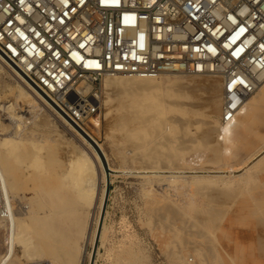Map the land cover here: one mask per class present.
I'll list each match as a JSON object with an SVG mask.
<instances>
[{"label": "bare ground", "instance_id": "6f19581e", "mask_svg": "<svg viewBox=\"0 0 264 264\" xmlns=\"http://www.w3.org/2000/svg\"><path fill=\"white\" fill-rule=\"evenodd\" d=\"M8 73H12L22 83L19 77L11 70L7 71V66L0 61V79ZM173 74L177 73H165L155 79L108 76L101 80L100 87L102 84L105 91L103 93L118 100V110L114 116L112 115V126L120 134L119 141L124 144L125 148L130 147L127 151L124 149L125 152H123L121 146L116 144L117 147H120L115 150L116 154L120 155L122 163L127 165L126 168L129 164L130 166L139 165L138 172L130 167L129 169L132 171H112L110 173H135L142 178L144 186L149 187L147 193L143 195L148 198L145 203L147 215L149 217L156 215L160 219L166 218L171 225L181 230L184 229L187 234L184 236L186 238L184 241L182 240L183 242L192 244L202 238V241L205 240V246L201 245L199 241L194 247L204 250L206 253L226 250L233 251V253L253 251L256 248L254 244L246 245L247 243L234 242L224 246V250H222V246L215 244L217 238L214 233L220 228V223L226 219V213L229 212L251 217V219L252 217L259 218L264 229V132H255L250 127V123L255 122L254 119L264 120V105L256 103L251 105L247 100L252 96L259 100L264 98V76L259 77L256 89L245 98L231 122L222 126V129L220 127L218 129L216 123L212 122V125L204 123L200 132L201 137H199L203 142H201V147L208 148L211 154L218 159H211V162L216 161L218 166L223 163L222 166L214 168L215 170H210L211 168L204 170L198 166L194 167L192 164L190 166V162L197 160L196 156L195 159L191 157L194 159L193 161H187L190 148H193V146H189L193 136L188 132V126L193 123V120H189L191 117L187 116L189 117L187 119L176 117L174 118L176 120H172L176 121L178 126L170 124L163 128L165 121L161 117L166 105L183 109L188 115L194 114L195 111L192 104L184 102L187 90L183 89L189 88L190 85L183 82L179 76H171ZM162 79L168 82L165 87ZM85 85L81 84L78 88L87 92L89 88ZM11 89L14 96L13 104L4 108V112L18 124L14 129L17 137L0 139V187L6 201L5 217L3 223H0V228L4 231L7 230L5 235L7 248H5L4 256L0 258V264H19L21 260L25 261L24 264H39L42 261H47L49 264H83L85 256H88V259L91 257V253L85 251L87 244L91 245L94 240H98V243L103 245L106 241L107 228L104 225V220L101 225L100 214L105 199L107 174L93 146L60 115L55 113L49 103L36 93L30 92L23 84H17ZM182 90L185 92H183L184 95ZM164 93L166 97H163ZM188 98L186 99L188 100ZM211 103L214 106L217 104V100H212ZM17 106L26 108L30 114H33L39 106L46 112H52L49 114L53 116L55 122L59 123L61 120L67 127L69 126L82 149L80 148L79 153L73 154V156L62 158L63 161L56 158L53 150L45 154V157L38 156L39 153L35 152V149L41 145L37 147L33 140L25 142L24 137L22 138L24 118L21 115L16 116L15 108ZM19 109V112H23L21 108ZM45 119L40 116L38 121L33 123V128L41 127L45 123ZM91 124L98 127L97 119ZM217 133L218 135H216ZM213 135L216 137L213 140V145L207 146V143L212 142L210 140L213 139ZM155 137L160 139L155 140ZM120 145L122 144L120 143ZM201 161L200 163L196 162L201 164ZM205 161L207 160L205 159ZM194 164L196 166V163ZM226 165L227 167L229 165L230 169H227ZM46 169L52 175V178L49 177L48 183L34 175ZM27 180L31 184L33 182L34 186L30 190L34 191L35 195L28 198L29 203H26L27 199L23 195ZM155 185H162V187L164 185L166 189H170L174 193L165 198L162 194L164 199L156 200L158 197L154 195L157 191L153 194ZM44 187L47 189H43ZM230 188L238 190V194L234 193L228 197L230 198L228 199L230 200L229 205L219 207L214 204L212 206L213 194L217 192L218 195H222L223 190ZM211 189L214 192L207 193V190ZM252 190L257 193L247 197L245 192ZM41 191L47 193L48 196L46 209H43L41 203ZM218 191L221 192L218 193ZM224 195L223 193L222 196ZM13 207L15 210L12 209ZM233 220L227 217L225 221L228 223L227 225L232 226ZM257 225L259 224L256 223ZM5 227L7 228L5 229ZM262 231L264 235V230ZM126 244L128 245L119 246L120 255H117L114 264H121V255L123 254L135 256L134 243L127 241ZM176 244V241L169 244L170 250L168 251L172 249L185 251V246ZM260 247L264 249V244H260ZM16 248L20 249L21 256H16ZM186 249L188 248L186 247ZM258 253L260 254V252ZM97 255L96 252L95 257ZM229 259L231 258L229 257ZM250 262L254 261L250 260Z\"/></svg>", "mask_w": 264, "mask_h": 264}, {"label": "built area", "instance_id": "2783aa9c", "mask_svg": "<svg viewBox=\"0 0 264 264\" xmlns=\"http://www.w3.org/2000/svg\"><path fill=\"white\" fill-rule=\"evenodd\" d=\"M0 61L80 133L108 76L216 79L226 124L264 76V0H0Z\"/></svg>", "mask_w": 264, "mask_h": 264}, {"label": "rangeland", "instance_id": "374dc122", "mask_svg": "<svg viewBox=\"0 0 264 264\" xmlns=\"http://www.w3.org/2000/svg\"><path fill=\"white\" fill-rule=\"evenodd\" d=\"M7 71L10 72V69L7 68ZM171 76H179L183 82H186L190 85L189 88L183 89L184 91L185 90L188 91V93L187 91H185L187 94L182 90V93L183 92L185 93V95L183 93L185 97V101L184 99H181V101H184L185 103H188L189 105L192 104L193 110L195 111H194V114L188 115V113L183 109H179L177 107H171V105H166V107L163 110L164 114L161 117V119L165 121L163 122V128L165 125L169 126L170 124L178 126L176 124V121H174L176 120L174 119L176 117H181V119L182 118L187 119L191 117V119L189 120H193L194 124L192 122H191L192 124L190 123L191 125L188 126V132H190L191 136H193L192 137L193 142L191 141V143H189V146L191 145V147L193 146V148H190V151L188 154L189 158L187 159V161L188 162L191 160L193 161L196 156L197 160L193 161L194 163H196V166L193 162H190V166L192 165H194V167L198 166V167L203 168L204 170H206V168L207 170H209L210 168H211L210 170H215L214 168H218L219 166H222L223 163L222 165L218 166L216 161L211 162V159L213 160L215 157L213 156V154H211L208 148L205 149V147L204 148L201 147L202 146L201 144L203 142L201 138L199 137H201L200 132H201V128L204 127V123H207L209 125L212 122L216 123L218 125L217 126L218 129L219 127L222 129V126L225 125L220 122V117H221V87H220V84L216 79H213L211 77H206V76L182 75V74H173ZM170 79H173V77H170ZM162 83L164 87L168 84V82L165 79H162ZM17 84L22 85V83H20V81L16 79L12 73H8L0 79V124H1L0 125L1 126L0 139L1 138L4 139L8 137L9 138L17 137V135H15L16 132L14 129H16L15 125L18 123H15L14 120L6 116L7 114L4 112V108L13 104L14 96L12 95L13 93L11 92L13 90L12 89L10 90V88H14ZM100 91H101V94H100L99 103H98L99 104L98 112L95 114V116L92 118L93 120L91 121L94 123L95 121L94 119H97L98 127L96 125L87 124V129L82 128V131L84 132V134L80 132L79 133L93 146L95 151L98 153V156L101 160L104 171L107 174V182L109 183L108 185L109 193H108L107 202L105 206L106 214L104 211L103 216L101 218V225H102V221L104 220V225L107 228V234H106V239H105L106 241L103 243V245H100V243H98V240H94L93 244L91 245L90 243L87 244L85 251L86 253H91V257L88 259V256H85L83 259V264H88L89 262L90 263L92 262L93 264L96 252L98 253V255L95 257L94 264H114L115 258L118 257L117 255H120L119 253L120 247L122 245L127 246L128 245L126 244L127 241L128 243L130 242L134 243L135 256H131V254L121 255V259H122L121 264H127L128 262L131 264H253L254 262L255 264H264V249L263 247H260V244H264V241H263L264 235L262 233L263 232L262 230L264 229L261 226L259 218L252 217V219L254 220L253 221L251 217L249 218L247 216L235 215L233 214V212L226 213V219L227 217L229 219H234L233 220L234 223L231 226V225H227L228 223L225 221L226 219L222 220V222L220 223V228L215 230V233H214L215 238H217L215 240L216 241L215 244L217 246H222V250H224L223 249L224 246L233 244V242L238 243V244L247 243L246 245L254 244L256 248L253 249V251L255 252L251 250L252 252L242 251V252L233 253V251L226 250L223 252L221 251L222 252L221 254L220 251L216 253L214 252L206 253L204 252V250H199L197 247L195 248L194 246L199 241L201 242V245L205 246V240L202 241L201 240L202 238L192 243L193 245L191 243L189 244V243L183 242L184 239L186 238L184 236H186L187 234V232H184L185 231L184 229L181 230L180 228L178 229L176 226L171 225L166 218L160 219L156 215H154L153 216L154 218H153L147 215V212L145 211L146 210L145 203L147 202L148 198L144 197L143 195L144 193L145 194L147 193L148 191L147 189L149 187H147V185L146 187L144 186L143 179L140 178L135 173L134 174L110 173L112 171L125 172L127 170L128 171L135 170L136 172H138L139 170L137 168H139L138 167L139 165L133 164V166L132 165L130 166L129 164L127 167L128 169H127L126 168L127 165L123 164L122 161L120 160L121 158L119 157L120 155L118 156V154H116L115 150L117 148H120V147H117L118 144L119 146H121V149L123 150L125 149L126 151L127 149H130V147L125 148L124 144L121 141H119L120 134L117 133V131L112 126V119H113L112 117L116 114L118 110L117 109L118 100L105 95L104 94L105 91L102 87V84H101ZM187 95H189L190 97ZM163 97H166L165 93L163 94ZM186 98H188V100ZM253 99H254L253 96L247 99L249 100V103L251 105H253L254 103L264 105V98H262L263 100L262 99L253 100ZM212 100H217V104L213 106L211 103ZM19 108H21V111L23 110V112H19L20 111ZM24 109L26 108L22 106L21 107L17 106V108H15L16 110L15 113H17L16 116L21 115V117L23 116L22 118H24L23 125H22L23 132L21 135H22V138L24 137L23 140L25 142H32L33 140V143H35L37 147L41 145V147H38L35 149V152L39 153L37 154L38 156L40 155L41 157H45V154L53 150L54 154L56 155V158L63 161L67 156L69 155L73 156V154L79 153L78 150L82 149V147L80 146V143L76 140V135H74V133L69 129V126L67 127L64 123H62L61 120H59V123L55 122L52 118L53 116L49 114L52 112H46L40 106L36 108L33 114H30L29 112H27V109L26 110ZM40 116H43V118L44 117L46 118L44 121L45 123L41 127L34 129L33 123L35 121L37 122ZM259 120L261 119L259 118L254 119L255 122H251L250 127L253 128V131L255 132L259 131L261 133V132H264V120H261L262 122ZM216 124L214 125L216 126ZM216 135H218V133ZM212 137L213 139L210 140L212 142L207 143V146L213 145V142H214L213 140L214 138L216 139V137H214V135ZM157 139L159 140L160 138L155 137V140ZM120 143L123 146L120 145ZM125 150L123 152H125ZM191 157H194V159H192ZM205 159L207 161H205ZM209 159L210 161H208ZM214 160H218V159L215 158ZM196 161H199V163L201 161V164L197 163ZM129 168L132 170H130ZM227 169H230L229 165ZM42 171L43 173H41ZM42 171L41 172L39 171L40 172L39 174L37 173L34 175L36 178H39V179L41 178L45 180L46 183H48L47 181L50 179L49 177H51L52 175L48 173L49 171L47 169L45 171L44 170ZM224 175H227V174H224ZM33 186H34L33 182L31 184L30 181L27 180L25 190L23 191L24 198L27 199L26 203H29L28 198L35 196L34 191L30 190V188ZM27 187L29 190L27 189ZM45 188L46 187H44L43 189ZM154 188H153V194H155L157 191V193L154 195L155 197H158L156 198V200H163L165 197L172 196L174 193L172 190L166 189L164 185L163 187L162 185H155ZM212 192H214L212 189L210 191L207 190V193H212ZM220 192L221 191H218V193ZM248 192L249 191L245 192L247 197L248 196L251 197L255 193H257L256 191H253V190L250 191L249 193ZM221 193L222 195L223 193L225 195L222 196L221 194H219L220 195L219 196L217 192L213 194L214 199H212V202H211L212 206L214 204L219 207L228 206L229 201H230L228 200L230 199L228 197H230L231 194L234 195V193L238 194V190H233L232 188H230V189L223 190ZM40 195L42 196L41 203H42L43 209H46V206H47L46 204H48L47 193L45 194L44 191H41ZM33 200H36V198H33ZM12 209H14V207ZM156 219H158L161 223ZM224 222L226 223L224 224ZM256 223L259 225L256 226ZM246 224L248 225L245 226ZM101 225H100V228H101ZM6 228L7 227H5V229ZM229 230L231 231V233ZM6 231L7 230H5V232ZM4 238H5V233L0 235V245L4 243L5 241V248H7V239L4 240ZM173 240L176 241L177 243L176 245L185 246L186 252L179 251L176 249H172L171 251H168L170 250L168 248V245L173 243L174 242ZM95 241L97 243V246L93 250V245ZM260 241L261 243H259ZM186 247L188 249H186ZM189 247L191 248L190 249L191 251L189 250ZM194 248L195 250L193 251ZM107 250L108 251L110 250L109 253ZM258 252H260V254ZM20 254H21L20 249L16 248V256L17 257L21 256ZM229 257L231 259H229ZM246 257L249 259H247ZM178 258H181V260H178ZM250 260L251 261L253 260L254 262H250ZM24 263L25 261L21 260L19 264H24ZM39 264H49V263H47V261H42Z\"/></svg>", "mask_w": 264, "mask_h": 264}, {"label": "water", "instance_id": "95a60500", "mask_svg": "<svg viewBox=\"0 0 264 264\" xmlns=\"http://www.w3.org/2000/svg\"><path fill=\"white\" fill-rule=\"evenodd\" d=\"M108 185H109V183L106 182V184H105V199H104V202H103V207H102V210H101L100 218H102L103 213H104V211H105V206H106L107 197H108V193H109ZM96 246H97V243H96V241H95V243H94V245H93V250L95 249Z\"/></svg>", "mask_w": 264, "mask_h": 264}]
</instances>
